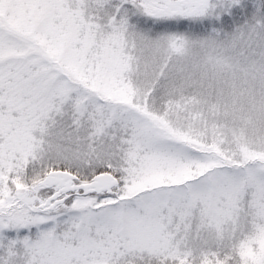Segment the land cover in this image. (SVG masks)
I'll return each mask as SVG.
<instances>
[{"label":"snow or ice","instance_id":"snow-or-ice-1","mask_svg":"<svg viewBox=\"0 0 264 264\" xmlns=\"http://www.w3.org/2000/svg\"><path fill=\"white\" fill-rule=\"evenodd\" d=\"M0 264H264V0H0Z\"/></svg>","mask_w":264,"mask_h":264}]
</instances>
